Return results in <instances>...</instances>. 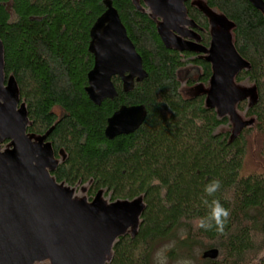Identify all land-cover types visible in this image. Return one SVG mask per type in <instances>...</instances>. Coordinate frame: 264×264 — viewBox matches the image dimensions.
Returning a JSON list of instances; mask_svg holds the SVG:
<instances>
[{"label": "trees", "instance_id": "obj_1", "mask_svg": "<svg viewBox=\"0 0 264 264\" xmlns=\"http://www.w3.org/2000/svg\"><path fill=\"white\" fill-rule=\"evenodd\" d=\"M104 1L0 0L3 73L25 105V133L44 138L61 160L50 177L71 188L87 184L90 202L101 191L110 203L142 201L136 231L113 243L105 264H155V251L169 245L173 263L264 264V168L244 172L253 135L264 160V15L247 0H203L231 25V42L248 63L234 83L247 80L255 89L252 103L238 101L245 123L232 133L219 131L229 120L207 105L206 92L182 93L179 73L189 64L200 75L185 87L208 86L212 72L204 54L164 46L156 22L134 0L109 1L147 77L129 93L113 77L117 97L99 107L89 101V31L104 13ZM192 1L184 3L185 16L208 49L209 21ZM137 105L146 109L144 123L132 134L105 139L107 119L121 106ZM213 179L221 189L208 199H219L231 213L223 234L192 223L207 215L202 197ZM196 249L218 255L196 260Z\"/></svg>", "mask_w": 264, "mask_h": 264}, {"label": "water", "instance_id": "obj_2", "mask_svg": "<svg viewBox=\"0 0 264 264\" xmlns=\"http://www.w3.org/2000/svg\"><path fill=\"white\" fill-rule=\"evenodd\" d=\"M163 23L157 26L162 44L176 50L207 54L211 66L210 90L206 103L219 117L231 113L235 93L231 82L248 63L235 50L230 35L213 34L209 48L183 43L174 35L189 37L177 25L182 21L187 0H144ZM264 15L262 0H247ZM104 13L89 31L88 52L93 67L87 74L85 93L99 107L105 100L117 97L112 78L117 77L123 93L133 90L147 74L140 56L126 35L117 11L109 0L103 2ZM3 70V48L0 42V82ZM17 91L14 81L10 86ZM142 105L121 106L107 119L104 137L113 140L135 132L145 121ZM28 125L26 109L13 114L0 108V141L12 142L9 151L0 153V264H33L49 260L51 264H105L113 243L137 227L144 209L140 199L132 202L73 203L67 192L51 180L56 167L52 148L42 142L33 145L24 136ZM217 250L203 252L202 259H215Z\"/></svg>", "mask_w": 264, "mask_h": 264}, {"label": "rangeland", "instance_id": "obj_3", "mask_svg": "<svg viewBox=\"0 0 264 264\" xmlns=\"http://www.w3.org/2000/svg\"><path fill=\"white\" fill-rule=\"evenodd\" d=\"M164 1V0H163ZM134 3L136 6L143 12H145L148 16H150L155 22L156 25L159 26L163 23V18L156 14V12L147 5V3L143 0V5L138 4V0H134ZM192 5L203 11V13L206 15L209 21V34H227L230 35L231 25L226 22L219 14H217L215 11L208 10L203 0H193ZM182 21L186 22L189 21L187 17L184 15L182 18ZM177 28L185 33L188 34L189 37H184L182 35H174L175 38L183 43H190L194 46L202 47L199 44V36L195 34L192 31V25L182 26L177 25ZM207 54H204V57H206ZM200 75V70L198 68H195L193 66L186 65L179 73V81L181 83V89L184 96H192L197 92H206L208 93L210 90V84L208 86H203L199 83L195 84L191 88L185 87L186 82L188 80L196 81ZM230 91L235 93V105L234 109L231 113H229L227 116L229 120V127H223L221 130H227L229 129L230 132L236 133L245 123L244 118V112L240 109L236 108V105L238 101L240 100H246L249 104L252 103L255 100V89L254 86L247 80L236 84L234 81L231 82ZM30 143L33 145H37L38 143L42 142V138L31 136V135H24ZM44 143V142H43ZM249 146H248V152L245 162V169L244 172H252L257 171L264 168V160L261 159L259 156V148L261 145V140L258 136L253 135L249 139ZM12 148V142L9 144H5L4 142H0V153L9 151ZM62 156L60 157V159ZM61 160H55V163L58 164ZM51 180H53L51 178ZM58 188L67 192L70 196V199L73 203H92L93 201H98L103 203L105 207L110 206L109 198L104 196L103 191H101L99 194H97L94 199L90 202L89 201V195H88V185H76L75 187H68L64 184H57ZM137 227H131L127 230V233L132 234L136 231ZM170 245L162 248H158L154 255L153 260L155 264H178L173 263L169 261L167 258L168 251L170 249ZM195 253V259L198 260L202 251L200 249H196L194 251ZM159 254V255H157ZM111 252L106 255L105 263H107L110 259ZM33 264H51L49 260L44 261H36Z\"/></svg>", "mask_w": 264, "mask_h": 264}, {"label": "clouds", "instance_id": "obj_4", "mask_svg": "<svg viewBox=\"0 0 264 264\" xmlns=\"http://www.w3.org/2000/svg\"><path fill=\"white\" fill-rule=\"evenodd\" d=\"M221 182L213 179L204 187L205 196L202 197V204L207 208V215L203 217H196L192 223L195 228L210 230L213 227L219 234H223L226 224L230 218V210L217 198L208 199V197H215V194L220 191ZM159 255V254H157ZM178 264H191V261L183 260Z\"/></svg>", "mask_w": 264, "mask_h": 264}, {"label": "flooded vegetation", "instance_id": "obj_5", "mask_svg": "<svg viewBox=\"0 0 264 264\" xmlns=\"http://www.w3.org/2000/svg\"><path fill=\"white\" fill-rule=\"evenodd\" d=\"M192 26V31L195 32ZM188 35V34H187ZM12 78H6L2 70V79L0 82V108H7V110L13 114L18 113L20 110L25 109V105L20 101L18 92L14 90L11 84ZM6 145L11 143V141L1 140Z\"/></svg>", "mask_w": 264, "mask_h": 264}, {"label": "bare ground", "instance_id": "obj_6", "mask_svg": "<svg viewBox=\"0 0 264 264\" xmlns=\"http://www.w3.org/2000/svg\"><path fill=\"white\" fill-rule=\"evenodd\" d=\"M155 11V10H154ZM157 14V13H156ZM157 15H159V14H157Z\"/></svg>", "mask_w": 264, "mask_h": 264}]
</instances>
